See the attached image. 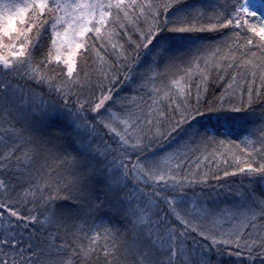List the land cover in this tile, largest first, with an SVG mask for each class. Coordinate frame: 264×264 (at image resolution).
<instances>
[{
  "label": "snow or ice",
  "instance_id": "6c2138e0",
  "mask_svg": "<svg viewBox=\"0 0 264 264\" xmlns=\"http://www.w3.org/2000/svg\"><path fill=\"white\" fill-rule=\"evenodd\" d=\"M223 257L264 264V0H0V264Z\"/></svg>",
  "mask_w": 264,
  "mask_h": 264
},
{
  "label": "trees",
  "instance_id": "16d2710c",
  "mask_svg": "<svg viewBox=\"0 0 264 264\" xmlns=\"http://www.w3.org/2000/svg\"><path fill=\"white\" fill-rule=\"evenodd\" d=\"M204 39L207 40H219L221 37L216 35V34H209V33H205L202 34ZM5 43H7L8 41L5 40ZM252 51H255V49H252ZM143 56V54H142ZM249 59H253V62H258L255 60V58H252L251 56L248 57ZM249 66H245L243 74L242 75H238L237 80L239 81H243L245 78L247 79H251L249 72H248ZM231 71V70H229ZM237 71L239 72L240 70L237 69ZM228 83V79L227 77L225 78V80L223 81H215L212 80L209 83V92L210 93H214V94H218L220 91H222L224 89V85ZM259 79H257L256 81V85L255 86H259ZM254 86V87H255ZM211 98V97H209ZM258 111V110H257ZM207 119V117L205 118ZM213 121H215V116L212 117ZM222 139L224 137H221ZM232 139H238L239 138V133H237L236 135H233L231 137ZM104 139L108 141L109 144H112V140L109 139V136L106 134L104 136ZM167 147V146H165ZM228 150L232 153H236L237 155H239V152L237 150V148L235 146H229ZM212 151H219V152H224V149L222 148H216L213 145H209L208 147V152L211 153ZM227 159H229V165H225L223 163H217L215 160H209V161H204V160H200L199 161V168H196V161H193L191 166H190V170L192 171H198V172H206L207 173V181L206 184L203 186V191L208 193L209 198L215 197L216 196V192H227L228 188L232 187H238L240 185L241 182V177L239 175L236 176H229V177H224L222 176V171H230L231 170V164H232V160L231 157H226ZM217 178H219V182L217 180ZM221 185H223V187H221ZM213 189H215V191H213ZM152 190L156 191V192H160L161 195H167L170 193H164L162 191V188H155L153 187ZM195 192L200 193L201 192V188L197 187L195 189ZM153 199L155 200L156 198L153 197ZM225 199H227V197H220L219 200L221 202H223ZM158 204L162 205V201H157ZM191 203V202H189ZM173 223H176L173 220ZM213 259H216L215 254H213ZM221 259V264H232V260H230V258L228 257H223L220 258Z\"/></svg>",
  "mask_w": 264,
  "mask_h": 264
}]
</instances>
